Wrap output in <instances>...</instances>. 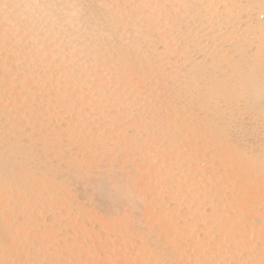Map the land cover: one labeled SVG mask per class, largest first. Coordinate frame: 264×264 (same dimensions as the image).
Wrapping results in <instances>:
<instances>
[{
	"label": "bare ground",
	"instance_id": "1",
	"mask_svg": "<svg viewBox=\"0 0 264 264\" xmlns=\"http://www.w3.org/2000/svg\"><path fill=\"white\" fill-rule=\"evenodd\" d=\"M189 1L0 0V264H264V0Z\"/></svg>",
	"mask_w": 264,
	"mask_h": 264
},
{
	"label": "rangeland",
	"instance_id": "2",
	"mask_svg": "<svg viewBox=\"0 0 264 264\" xmlns=\"http://www.w3.org/2000/svg\"><path fill=\"white\" fill-rule=\"evenodd\" d=\"M172 1H173L172 2L173 6H175L177 4L176 0H172ZM236 1H238V2L240 1L243 5H246L249 0H236ZM186 2H187L188 5L191 4V1H189V0H186ZM255 6H257V5H250L249 4L248 5L249 11L243 12L242 10L239 9L238 12H237L238 16L235 13V15H234L235 18H238V20H243L244 19V21L242 22L241 25H238V26H236L234 28L236 31L241 29V32H243L246 28L245 29H242V28L245 25L247 26L246 22H248L251 18H252V20L256 19L258 14L261 13L260 11L257 10V7H255ZM256 11H258L257 14L255 13ZM190 13H191V10L188 11V14H186L185 16L190 15ZM247 14H249L250 17H248ZM176 16H177V13L174 10V12L172 14V17H173L172 20H174V21L177 20L178 16L177 17ZM246 17H247V19H246ZM185 25H186V35L188 36V38H189L188 41H189V40L193 39V36H194L193 27L194 26L191 25V22L188 23V24L186 23ZM171 31L174 34V36H173L174 38H172L173 39L172 40L173 50H174L175 48L178 47V45H175V41L177 40V26H176V23H174V22L171 25ZM239 40H241V38H239V37L238 38H234V40H232V41H236L235 42L236 45H234V48H232L231 50H227L224 53H227L226 55H230L231 54L232 57L238 58L236 56H238L239 52H241L239 50V47H238ZM205 45H206V43L203 44L202 47H204ZM186 48H187L186 52H188V57L186 59L179 61L178 56H177V52L175 54H173V56H172V60L171 61L174 63V65L176 64V70L174 71L175 77H177L176 79H178L180 81V83L183 84L186 87L204 89L205 88V84H203L204 80H200L199 82H195L194 81V75H196V74L194 73L193 65H194V61L196 59H199L197 61L198 62H203L204 66H206L208 61H209V59L212 56L207 54L206 50L202 51L199 54H195V52H193L192 44L189 43V42L186 45ZM254 48H255V45L250 46V47L245 46V50H243V51L246 52V54L244 56L245 59L249 60L250 56H252V55H254L256 53V50ZM219 50L222 51L223 49H219ZM262 56H263V59H264V49L262 50ZM204 66H203V68H204ZM232 83L234 84V87H244L243 84H236L237 82H234V81H232ZM85 193H87L86 190L81 192L82 196H85L84 195Z\"/></svg>",
	"mask_w": 264,
	"mask_h": 264
}]
</instances>
